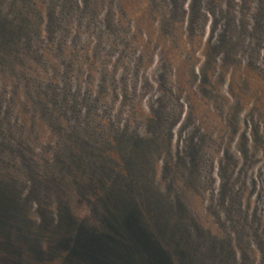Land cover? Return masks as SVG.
<instances>
[{
    "label": "rangeland",
    "instance_id": "1",
    "mask_svg": "<svg viewBox=\"0 0 264 264\" xmlns=\"http://www.w3.org/2000/svg\"><path fill=\"white\" fill-rule=\"evenodd\" d=\"M0 14V264H264V0Z\"/></svg>",
    "mask_w": 264,
    "mask_h": 264
},
{
    "label": "trees",
    "instance_id": "2",
    "mask_svg": "<svg viewBox=\"0 0 264 264\" xmlns=\"http://www.w3.org/2000/svg\"><path fill=\"white\" fill-rule=\"evenodd\" d=\"M15 5L17 7V2L15 3ZM75 6L78 7L79 4H76ZM18 11H19V13H18V16L16 18H18L20 16H22V17L25 16V14H23L24 12H22L19 9H18ZM22 19L23 18H20L21 21H22ZM7 23H9L7 18H5L4 16H0V34L4 32L3 31L4 26L8 27ZM31 25L28 26L27 21L24 18V20L17 26L18 28H16V26H9V29H12V31L16 32V34L17 33H24L26 30H30V29L32 31L34 30V28ZM167 132H168V129H167ZM170 137H172V133H171ZM2 199H4V198H2ZM2 201H4V200H2ZM150 201H151L153 207H155L158 211L157 212V216L159 217L158 219H162L164 216H168L169 214L172 213L171 208L169 209V207L166 205V200H162V199L161 200H149L148 202L150 203ZM5 202L7 203V205L13 206V207L19 209L18 205L14 204V202L12 200H5ZM129 211H132V212L129 213V216H127L123 220V222L120 223L124 226V229H126L128 231V233L130 232V234H133V236L130 235L131 237H129V239H128V237H126V238L130 242L135 243V245H132V248L140 247V249L142 251H144L142 249V247H144L146 252L153 253L152 245H155V246L158 245L156 236H158L157 227L159 225L157 223H154L153 226H150V225L148 226L146 224L148 226V228H147L140 223L141 222L140 217L138 214L134 213V211L132 210V206H130ZM142 221H144L143 218H142ZM120 228L123 229L122 227H120ZM125 234L124 233L122 234V235H124L123 237H125ZM147 258L149 259V257H147ZM134 259L137 261V262H135L136 264H148L147 262L149 261V260L147 262L140 261V259L138 257H135ZM167 260H168V257H167ZM149 264H151V262ZM152 264H158V263H155V261H154Z\"/></svg>",
    "mask_w": 264,
    "mask_h": 264
}]
</instances>
